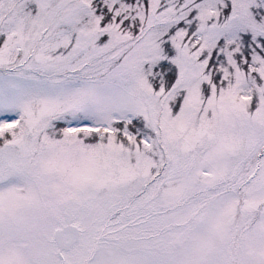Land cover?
<instances>
[{"label": "snow or ice", "instance_id": "snow-or-ice-1", "mask_svg": "<svg viewBox=\"0 0 264 264\" xmlns=\"http://www.w3.org/2000/svg\"><path fill=\"white\" fill-rule=\"evenodd\" d=\"M0 264H264V0H0Z\"/></svg>", "mask_w": 264, "mask_h": 264}]
</instances>
